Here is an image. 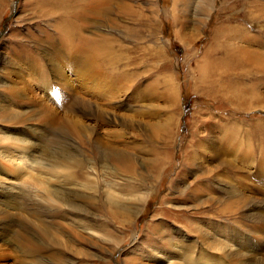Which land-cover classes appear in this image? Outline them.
I'll return each instance as SVG.
<instances>
[{"label":"rangeland","instance_id":"1","mask_svg":"<svg viewBox=\"0 0 264 264\" xmlns=\"http://www.w3.org/2000/svg\"><path fill=\"white\" fill-rule=\"evenodd\" d=\"M259 62L264 0H0V264H264Z\"/></svg>","mask_w":264,"mask_h":264},{"label":"crops","instance_id":"2","mask_svg":"<svg viewBox=\"0 0 264 264\" xmlns=\"http://www.w3.org/2000/svg\"><path fill=\"white\" fill-rule=\"evenodd\" d=\"M236 25L244 24L238 23ZM221 32V30L219 31L218 29H216L212 33V40L206 48L205 56L198 60L195 66L196 69H198V67L202 64V66L206 65V69H212V71L207 72L206 70L205 72V74H207L205 80L207 81V83H210L209 88H211V91H213V89L215 88L214 86H216V83L213 84V81L209 82V78L207 77H215L216 74L214 73V69L230 68L229 66L223 65V60L227 59L228 54L234 58V64L231 67L232 69H249L246 67L247 54L256 55L246 47V41L244 39L245 30L241 31L242 35H239V38L236 41L230 39L229 34L223 35V33ZM262 66L264 67V65L259 62V64H253V69H262ZM217 82L221 83V81Z\"/></svg>","mask_w":264,"mask_h":264}]
</instances>
